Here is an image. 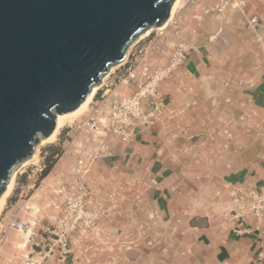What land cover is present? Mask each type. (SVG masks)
<instances>
[{"label":"rangeland","instance_id":"obj_1","mask_svg":"<svg viewBox=\"0 0 264 264\" xmlns=\"http://www.w3.org/2000/svg\"><path fill=\"white\" fill-rule=\"evenodd\" d=\"M215 1L183 0L173 24L163 30L153 28L149 35L138 38L127 49L126 58L129 56V60H136L154 44L148 55L160 50L159 58L165 61L174 44L182 39L198 38L201 46L206 44L210 48L207 65L203 69L208 72L205 77L184 80L181 84L182 65L169 79L170 83L163 84L165 90L162 86V91L167 92L170 85L176 90L172 97L174 113L165 133L164 151L160 155L161 158L166 157V164L171 167V188L159 200L154 189L156 183L148 174L140 179V185H133L135 180L114 169L98 166L95 171H90L89 186L96 200L101 202L96 220L99 232L81 225L78 230H84L83 234L78 235L77 230L73 234L77 235L75 244L71 243V250L73 245L76 247L74 258H70L73 256L71 253L64 264H244L242 260H219L210 236L212 231L209 228L217 226V221L219 224L227 221L230 198L224 187L219 183L216 185L221 175L202 174L201 145L207 144L205 151L211 150L212 141L219 134L218 128L212 127L213 112L204 111L203 117L196 122L195 106H216L220 102L230 104L233 103L230 98H234L235 103L243 102L239 98L243 89L233 88H243L246 84L242 79L236 84L239 76L251 75L253 81L264 70V18L247 16L243 9L229 5L223 12L204 14L200 24L195 25L193 14L204 12ZM194 26L198 31H193ZM122 62L114 65L113 69L112 66L96 85L99 95L124 72ZM185 85L191 92L187 97L180 91ZM118 94H122V90ZM187 108L189 110L185 111ZM236 110L235 113L222 111L220 115L238 118L240 110ZM250 112L253 121L264 120L256 110L251 109ZM73 123H67L54 142L42 143L41 138L35 148L39 155L36 164L26 166L22 162L15 167V189L0 219L12 213L24 221L35 217L38 210L36 202L42 201L43 197L34 193L42 183L39 173L51 151L50 146L61 148L57 162L61 160L60 165L65 172L61 179L55 178L51 183L59 182L60 185L74 178V174L69 173L73 162L72 147H69L70 139L66 140L69 126ZM259 129L253 127V134ZM89 209L94 210L93 205Z\"/></svg>","mask_w":264,"mask_h":264},{"label":"water","instance_id":"obj_2","mask_svg":"<svg viewBox=\"0 0 264 264\" xmlns=\"http://www.w3.org/2000/svg\"><path fill=\"white\" fill-rule=\"evenodd\" d=\"M176 0H0V197L15 167L80 107Z\"/></svg>","mask_w":264,"mask_h":264},{"label":"crops","instance_id":"obj_3","mask_svg":"<svg viewBox=\"0 0 264 264\" xmlns=\"http://www.w3.org/2000/svg\"><path fill=\"white\" fill-rule=\"evenodd\" d=\"M243 10L246 12L247 16H258V18L263 19L264 0H245ZM195 23V25H198L197 22ZM171 24H173V21H171L169 25ZM192 29L194 32L198 31L195 26ZM181 41H184L188 46V58L180 72L179 80L182 82L181 84H184V80L205 77L208 72H204L203 69L207 65L209 46L206 44L201 46L202 44H200L198 38L189 40L182 39ZM159 55L160 50H155L151 55H148L147 60L151 64L166 63L170 52L165 58V61H162ZM251 77V75L245 77L239 76L236 84H238L239 79L245 81L246 84L243 88H233L234 90L243 89L239 92V98L243 100L242 103H235V99L230 98V100L233 101V103L230 104L220 102L219 104L216 103V106L213 104H206V106H204V104H197L195 106V111L197 112L196 122L203 117L204 111H211L213 112L211 114L212 127L218 128L219 135L212 141V149L205 151L207 144H202L201 154L199 155L200 158L204 160L201 164L203 166L202 174L222 176V178L217 180V184L216 182L214 184L218 185L219 183L229 193L230 199L227 202L228 213L234 212L236 209L231 201L232 189L246 187L264 192V120L259 119L253 121L250 117L251 109L256 110L264 116V70L260 72L253 81ZM168 82L169 79L161 83V92L168 102V108L163 114L161 121L155 127L138 129L133 140L128 144L111 138L113 143V155L98 160L91 172L93 170L95 171L98 166L104 167L107 170L114 169L118 173L127 174L130 176L129 178L131 180H135L133 185H140V179L148 174L156 183L154 189L155 192L159 194L157 199L162 200L165 197L166 194H164V192L169 191L171 188V174H169L171 167L167 166L166 157L161 158L160 155L164 151L163 141L166 139L165 133L169 128L170 120L174 113V101L172 97L176 91L171 88V85L169 90L167 89V92L162 91L163 84H169L170 82ZM163 87L165 90V86ZM180 91L185 97L191 94L190 88L187 85L183 87V90L180 89ZM196 93L197 89L194 94ZM94 97L90 105L93 103ZM223 106L225 107L223 108ZM227 106L229 109H227ZM236 108L240 110L238 118H225V114L220 115L222 111H234L233 113H235L237 111ZM188 110L187 108L185 111ZM226 115L229 116L228 113H226ZM253 122H255V124H253ZM70 126L66 140H69L74 132ZM253 127L260 128L259 132H257L258 134L255 131V134H253ZM69 147H72L71 156L73 162L69 170V173H72L78 150L75 145ZM60 161L61 160H59L54 165L51 172L42 179L40 187L36 189L34 193V195L41 194L43 197L42 201L36 202L38 210L36 214H34V218H38L44 223L50 221L51 216L59 213V210L53 206L54 192L59 186V182L51 183V181L55 178L57 180L61 179L65 174L60 165ZM36 163L37 162H30L27 165ZM15 181L16 176L12 191L7 196L0 215L15 189ZM10 213H12V211H10ZM12 217H14L13 213L0 219V264H8L18 260L26 247V237L17 230L9 228V221ZM27 220L29 221L31 219L28 218ZM217 222V226L213 225L209 229L212 231L210 236L212 237L216 255L219 260H227L230 262L242 260L244 264H264V217L249 215L245 220L244 227L249 228L250 232L243 231L240 234L236 233V221L227 219V221L222 224H219V221ZM209 229L208 232H210ZM83 232L84 230L82 231L80 229L77 233L78 235H82ZM76 236L75 234L71 237V243L75 244ZM75 252L76 247L73 245L71 252L73 256L70 257L71 259L74 258ZM44 264L62 263H59L56 259H49Z\"/></svg>","mask_w":264,"mask_h":264},{"label":"built area","instance_id":"obj_4","mask_svg":"<svg viewBox=\"0 0 264 264\" xmlns=\"http://www.w3.org/2000/svg\"><path fill=\"white\" fill-rule=\"evenodd\" d=\"M229 5L243 9L245 0H216L193 18L200 24L204 14L223 12ZM152 49L154 44L136 60H129L128 56L122 64L124 72L103 93L97 92L85 116L74 121L70 137V146L75 145L78 150L72 169L74 178L61 183L54 192L53 206L60 214L51 216L48 223L38 218L24 221L12 217L9 228L23 234L27 243L20 258L8 264H44L49 259L64 264L72 252L71 237L81 225L99 232L96 220L101 202L96 200L88 183L92 165L113 155L112 139L128 144L138 129L155 127L161 121L168 108L161 83L174 77L188 58L184 41L174 44L166 63L151 64L147 57ZM119 90L122 94H118ZM231 201L236 209L227 213L226 218L236 221L237 234L250 232L244 227L249 215L264 217V192L234 188Z\"/></svg>","mask_w":264,"mask_h":264},{"label":"bare ground","instance_id":"obj_5","mask_svg":"<svg viewBox=\"0 0 264 264\" xmlns=\"http://www.w3.org/2000/svg\"><path fill=\"white\" fill-rule=\"evenodd\" d=\"M183 0H176L172 9H171V12L168 16V18L165 20V22L159 26V27H156V29H159V30H163L165 28H167V26L170 24V22L174 19L177 11L182 7L183 5ZM154 27H150L148 28L140 37L139 39L149 35L151 33V31L153 30ZM118 65V64H117ZM115 65V66H117ZM115 68L114 66L112 67V69ZM109 72V71H108ZM98 90V86H94L91 90V92L88 94V96L85 98V100L83 101V103L80 105V107L70 113H63V114H58L57 115V119H56V127H55V130L54 132L52 133V135H50L49 137L47 138H43L41 140L42 143H48V142H54L57 137H58V134L59 132L61 131V129L69 122H73L75 121L76 119H78L79 117H81L88 109L92 99H93V96L95 95V93L97 92ZM39 159V155H38V151L36 149V151L34 152L33 156L27 160H25L23 162V165H27L29 164L30 162H37ZM15 176H16V173L14 172L12 175H11V178H10V181L9 183L7 184V187L4 191V193L1 195L0 197V213L3 209V206L5 204V200L7 198V196L10 194V192L12 191V188H13V184H14V180H15Z\"/></svg>","mask_w":264,"mask_h":264},{"label":"trees","instance_id":"obj_6","mask_svg":"<svg viewBox=\"0 0 264 264\" xmlns=\"http://www.w3.org/2000/svg\"><path fill=\"white\" fill-rule=\"evenodd\" d=\"M50 150L45 158L44 168L39 173V180H42L51 172L62 152L61 148L54 145L50 146Z\"/></svg>","mask_w":264,"mask_h":264}]
</instances>
